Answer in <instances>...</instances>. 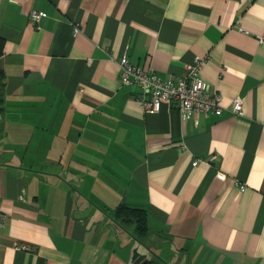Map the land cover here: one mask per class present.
<instances>
[{"label": "crops", "instance_id": "0c3cea01", "mask_svg": "<svg viewBox=\"0 0 264 264\" xmlns=\"http://www.w3.org/2000/svg\"><path fill=\"white\" fill-rule=\"evenodd\" d=\"M261 36L264 0H0V264H264ZM123 54L161 78L201 60L242 114L147 113Z\"/></svg>", "mask_w": 264, "mask_h": 264}, {"label": "built area", "instance_id": "2783aa9c", "mask_svg": "<svg viewBox=\"0 0 264 264\" xmlns=\"http://www.w3.org/2000/svg\"><path fill=\"white\" fill-rule=\"evenodd\" d=\"M41 16L38 10L32 9L29 17L36 20ZM77 29H74V33ZM264 42V36L260 37ZM201 60L196 59L187 67L183 76L176 78H161L155 73L142 70L129 61L127 54L118 60L119 74L123 85H137L146 94L149 101L145 104L147 113H156L164 101L173 102L181 118L186 120L199 114L204 116L221 115L225 110L232 114H242V101L239 97L232 100L230 106L222 103V96L217 91H211L200 77ZM197 159L192 161V166L197 164ZM244 186L240 185V190ZM5 215L0 213V227L4 224Z\"/></svg>", "mask_w": 264, "mask_h": 264}, {"label": "trees", "instance_id": "16d2710c", "mask_svg": "<svg viewBox=\"0 0 264 264\" xmlns=\"http://www.w3.org/2000/svg\"><path fill=\"white\" fill-rule=\"evenodd\" d=\"M4 49V39L0 37V118L4 108V88H5V74L1 66V56ZM112 218L121 226H132V237L139 243H143L144 238L148 233L147 213L140 208L128 206L125 202L119 203L114 211ZM144 264H157L155 261H144Z\"/></svg>", "mask_w": 264, "mask_h": 264}, {"label": "water", "instance_id": "95a60500", "mask_svg": "<svg viewBox=\"0 0 264 264\" xmlns=\"http://www.w3.org/2000/svg\"><path fill=\"white\" fill-rule=\"evenodd\" d=\"M143 258H144V255L139 254L137 252V249H133L132 264H138Z\"/></svg>", "mask_w": 264, "mask_h": 264}]
</instances>
